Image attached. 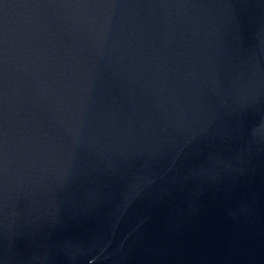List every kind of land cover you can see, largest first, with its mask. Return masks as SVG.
I'll return each mask as SVG.
<instances>
[{
	"label": "water",
	"instance_id": "obj_1",
	"mask_svg": "<svg viewBox=\"0 0 264 264\" xmlns=\"http://www.w3.org/2000/svg\"><path fill=\"white\" fill-rule=\"evenodd\" d=\"M0 264H264V0H0Z\"/></svg>",
	"mask_w": 264,
	"mask_h": 264
}]
</instances>
